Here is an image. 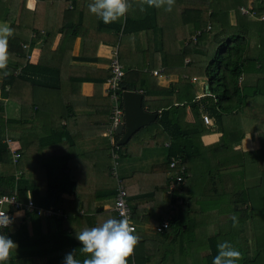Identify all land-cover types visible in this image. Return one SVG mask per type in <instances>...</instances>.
Returning a JSON list of instances; mask_svg holds the SVG:
<instances>
[{
  "label": "trees",
  "instance_id": "1",
  "mask_svg": "<svg viewBox=\"0 0 264 264\" xmlns=\"http://www.w3.org/2000/svg\"><path fill=\"white\" fill-rule=\"evenodd\" d=\"M221 1L223 2H220L218 6L217 4L213 5L214 0H175L172 11L168 12L163 8L148 9L146 5L144 6L145 10L141 11L139 0H137V3L129 8L125 17L106 25L99 18L96 20L91 18L92 20H87L85 24H83V18L78 21L71 20V17L80 9L82 12L79 14L86 11L90 15L88 5L92 0H35L33 10L26 7L27 0H0V21L7 23L14 30L12 37L19 40V44L8 42L7 70L11 74L4 76L3 72H0L1 99L11 100L21 106L19 119L5 120L4 102L0 99V195L15 193L22 203H25L30 196L35 206L42 209L52 207L54 211H61L62 215L67 216L66 219L58 218L55 214L51 217H43L36 213H28L24 210L18 212L6 207L8 212H16V214H14L10 226L0 231V234L8 236L18 246L13 250V252H18V255L11 257L8 261L12 262L7 261V264H17L13 260L26 257L47 259V264H63L65 255L73 250H76V258L81 261V264L85 259L79 253L81 245L76 239L77 233L73 228V223L79 218L78 211L81 208L76 201L81 202L78 197L82 189L93 188L91 183L93 176L83 177L81 175L87 165L81 171L74 165L73 156H76L77 159H83L84 156L78 153L74 154V152H78L76 150L77 140L68 133L67 126L63 127L62 132L55 134L54 130L57 127H54L49 117H47L48 122L46 123L48 137L57 136L59 142L65 138V142H62V149L65 151L55 152L51 156L53 162L46 161L45 148H38L42 142L37 139V133L44 123L39 124L37 120H40L41 115L43 117L44 112L48 116L55 115L54 117L61 114V110L56 111L54 108L56 99L51 97L58 88L72 85L76 92L82 83L90 81L97 90V87L110 77V69L105 71L83 67L70 68V64L75 61L83 63L94 61L99 43L117 45L119 62L123 68H127L117 92L120 101L125 90L135 88L141 91L145 97L144 107L149 108L153 103L169 106L158 113L156 120V124L169 139V148L162 149L165 160L148 173L141 175L144 180L141 183H153L155 191L152 195L162 194L165 196L164 199L167 196L174 204L175 209L178 208L180 202L188 203L190 201L187 194V190H189L187 178L194 175V163L198 157L193 154L194 149H190V146H193V142L190 141V132L182 130L178 119L184 109L180 105L190 102L193 97L192 95L188 98L185 97L188 92H192V84L189 79L193 77L206 79L208 90L215 100L209 97L210 105H206L205 99H202L201 102L206 108L207 106H216L220 109L218 113L213 110L215 116L222 113L239 114L240 108H230L223 100L230 101L235 97L238 99V107H241L249 99L255 98L259 94L264 96L263 85L258 82L250 90L245 87L243 81L239 85L242 75L247 73L246 64L250 62L253 66L257 65L256 59L247 57L249 43L245 32L248 29L249 21L247 17L237 11V7L239 5L246 6L248 0ZM52 3L54 4L52 5ZM257 4V2L254 3L255 10L258 13L264 12V4L260 6ZM69 7L72 10H69ZM231 10L236 13L235 26H230L229 23L228 12ZM123 19L125 20L123 21ZM209 24L212 26V30L203 31ZM196 30H200L201 35L194 43L190 40V36ZM82 34L89 38L95 36L98 38L82 43L80 53L74 55V41ZM140 34L144 36L146 49L141 51L142 53L135 60L129 55L130 43ZM222 34L227 36L224 40L219 39ZM183 41L188 43L181 47L179 42ZM36 47L40 49L38 60L36 63H31L28 57ZM136 51L138 52V50ZM185 59H189V61L185 63ZM159 67L163 68L162 74L177 75L178 81L168 88L158 86L157 77L152 76L150 72L156 71ZM18 68H20V72L15 74ZM256 71L264 73L263 63ZM44 92H47L50 97L47 96L46 99L42 95ZM106 100L109 101L108 97ZM109 104L110 106H106L105 109L107 117L110 116L111 110V103ZM197 105L198 103L191 104L190 107L194 111ZM207 109L209 110V108ZM108 124L109 121L105 125ZM6 129L14 131L19 129L20 132L17 137L12 136L20 143V149L17 151L19 158L16 162L13 161L12 153L4 140ZM104 140L106 139L102 137V141ZM117 141V136H115L112 152L116 154V157H111L110 147L107 149L109 144L106 143L103 149L108 150V157L104 163H100V166L93 168L95 173L98 171L100 173L102 170L105 174L107 173L109 197L113 196L114 198L116 180L110 171L112 160L116 163L117 159L120 162L127 157L126 146L116 149ZM229 143L230 140L227 145L223 144L222 146L225 145L224 148L227 149L226 146ZM35 147L41 149V154L31 152ZM172 159H180L185 165V171L182 174V182L169 192L170 181L174 177V173L179 172V169L169 167ZM67 170L68 172H66ZM88 172L90 173V169ZM99 173L97 174L99 175ZM119 173L122 178L121 184L127 193L130 220L136 229L134 235L139 236L138 232H142L144 224L149 223L146 216L145 218L139 216L141 214L137 203L133 201V197L139 195L135 192L131 193V190L136 191L140 185H129L121 170ZM159 178L161 187L157 184ZM54 190L56 198L54 205H51V196ZM167 193H169V197ZM241 194L245 193L240 192L234 201L229 203L231 207H234ZM67 197L68 199H66ZM72 207H76L77 210H72ZM153 209L158 210L159 207L153 206ZM193 211L191 208L188 218ZM114 214L111 217L118 219L115 212ZM162 217L157 219L155 224L160 223ZM165 221L170 225L169 230L157 232L154 227L153 231L155 232L146 234L147 239L139 238L136 246H140L143 241L159 242L156 239H150L154 238V235L161 238L163 234H167V236L171 233L179 234L182 232L183 224H188V220L180 221L175 213L172 214L170 220ZM219 235L222 237L229 233ZM254 239L260 249L256 252L259 253L262 251L261 245L264 240ZM208 242H210V249L206 263L212 264V259L217 254V238L213 237ZM135 258V253L130 258H126L127 264H132L133 259L137 260ZM257 258L253 257L252 259ZM147 263L156 264L153 259Z\"/></svg>",
  "mask_w": 264,
  "mask_h": 264
},
{
  "label": "crops",
  "instance_id": "2",
  "mask_svg": "<svg viewBox=\"0 0 264 264\" xmlns=\"http://www.w3.org/2000/svg\"><path fill=\"white\" fill-rule=\"evenodd\" d=\"M204 1V0H201ZM223 2L221 0H214L213 5L217 4L219 6V3ZM257 2L258 6L264 4V0H248L247 5H239L237 7V11L239 12V7H247L252 5L254 8V3ZM54 3H52L53 5ZM217 6V7H218ZM26 7L29 10H33L35 8V0H27ZM140 8V7H139ZM255 9V8H254ZM69 10H72L71 7H69ZM257 12V10H255ZM82 12V9L78 11V13H75L72 17V21H78L83 18V24L87 22V20H96L98 19L93 14H88V12H84L83 14H79ZM240 13V12H239ZM258 13V12H257ZM241 14V13H240ZM242 15V14H241ZM83 16V17H82ZM229 16V23L230 26L236 25V13L234 10H231L228 12ZM243 16V15H242ZM246 17V16H245ZM92 18V19H91ZM249 24L248 29L245 32L246 38L248 40L249 46L247 47V57L256 59V66H253L249 62L248 66V73L245 75H242L239 85L243 81L245 83V87L247 89H252V87L258 82V84L263 85L264 88V73H257L256 69L259 68V66L263 63L264 68V22L259 23L257 21H254L252 19H249L247 17ZM125 19H123L124 21ZM99 23V22H98ZM100 24V23H99ZM210 25V24H209ZM208 26V25H207ZM211 26V25H210ZM205 30V28H204ZM212 30V26H211ZM210 30V31H211ZM197 31V30H196ZM194 31L191 37L196 32ZM217 31V30H216ZM213 29V33H214ZM224 34L220 35L219 39L224 40L225 39ZM98 37H91L81 35L78 36L74 41L73 46V53L74 55H78L81 51V45L84 42H90L91 39L96 40ZM8 42L11 44H19V40L15 37H9ZM181 47L187 45V41L179 42ZM117 45H105L102 43L98 44V47L96 49V55L95 60L89 63H83V62H72L70 64L71 67H83V68H92V69H102L105 71H108L110 69V63H111V56L112 52L115 50ZM130 54L135 60L136 57L140 56L142 53L141 51L145 50V39L142 34L135 37V40H132L130 43ZM140 51V53H138ZM40 49L39 47L34 48L32 51L30 57L28 59L31 63H36L38 60ZM186 60L185 59V63ZM123 67V66H122ZM162 67H159L156 69L158 72V75L155 76L158 79V86L163 88H168L170 85L175 84L178 81V76L175 74H162ZM127 71V68H123V72ZM20 72V68L17 69L15 72ZM151 74V73H150ZM153 76V75H152ZM195 82H191L192 84V92L187 93L185 95L186 98L189 96H193L190 102H185L184 105H180V107H184L183 113H180L178 116V119L180 120L182 124V130H188L190 132V141L193 142V146H190V149H194L193 154L198 155L199 157L196 158V162L194 163L195 170H199V163H202V165L206 167L213 166V156H210L209 154H218L217 153V146L220 144H228V140H230V143L225 149V145L222 146L219 150L220 154L223 155V157L218 158V166L219 169L228 166H232L233 163L230 162V154L232 152H237L239 149L244 154H247L245 149H252L250 144L252 143L254 146V142L257 143V141H253V137L250 136L247 131H238L235 128V125L228 124L226 125L224 131H223V124H222V117L225 119H231L233 116L229 114H220L219 116L213 115V110L217 111V113L220 111L216 106H210L209 110L202 105L201 102L202 99H205L206 105H210L209 97L213 100H215L214 96L211 95V92L208 90V85L206 83V79H202V81L197 78ZM109 79V78H108ZM107 79V80H108ZM106 80V81H107ZM106 81L101 84L99 87H94L93 83L90 81H85L80 85V88L78 91L73 90L72 85H68V87H62L58 88L54 91L52 94V98L56 99V102L54 104V108L56 111L61 110V114L57 115H46V112H44L43 117L41 115L40 120L38 123H44L41 127V130L37 133V139L42 142V144L38 147H43L44 149V156L46 161L53 162L51 159L50 153L56 152L60 153L62 151H65L63 148V143L65 142V138H62V142H59V139L57 136H50L48 137V126L45 125V121H47V117L51 118L50 121H52L54 127H57L55 129V134H58L59 132H62L63 127L66 125L68 129V133L77 140V146L76 150L78 152H74V154L77 155H83V159H77L76 156L72 157V160H74V165L78 167V170L81 171L87 165L86 169H83L81 175L83 177H89L93 176V180H91V183L93 184V188L91 187L89 189H82L81 194L79 195L80 201H76L79 205V211H78V219L73 223V228L75 229V232H81L82 230L86 228H92L100 225L105 220L112 218L111 216L114 214V203L116 199L113 196L109 197L110 191L107 189V186L109 184V180L107 178V173L102 170L99 175L94 172L93 168L100 166L101 162H105L106 157H108V150L110 147V155L112 157V149L113 148V142L110 140L107 134V130L110 127L111 124V116H112V102L109 99V97L105 93V83ZM70 91L68 93H65V91ZM135 90L137 92L142 93L139 90H136L135 88H132L130 90L125 91H132ZM42 95L45 96L47 99V92H44ZM259 96H261L259 94ZM263 96V95H262ZM50 97V96H49ZM60 97V98H59ZM108 97L109 101L106 100ZM258 97V96H257ZM264 97V96H263ZM145 98V97H144ZM256 98V97H255ZM0 99H1V92H0ZM45 99V100H46ZM254 99V98H252ZM251 99V100H252ZM4 102L5 107V120L6 119H19L20 117V109L21 106L11 100L1 99ZM250 100V99H249ZM248 100V101H249ZM111 103V110H110V116H106V106H110ZM198 103L197 107L193 111L190 107L191 104ZM121 106L123 107V100L120 101ZM53 106V104H52ZM144 107V106H143ZM169 108V106H165V104H155L153 103L152 106L147 108L146 106L144 109L149 113H156L158 118V113L162 109ZM184 114V115H183ZM183 115V116H182ZM204 115L209 116L211 125H205L202 121V117ZM38 116V115H36ZM54 117V118H53ZM157 118L151 122L148 125H145L143 128H141L138 132L133 134L131 138L123 145H118V141L122 138V135H116L117 136V142H116V149L119 147L126 146L127 148V157L119 162V159H117L116 163L113 162L112 158V164H111V175L116 180L115 187V194L118 187V181L117 178L112 174L113 169L116 170L118 178L121 180V176L119 173V170H121V173L123 176L126 177L128 184L131 186H138L135 190H131V193H137L139 196L133 197V201L137 203V208L139 209V215L142 218L147 217V221H149L148 224H144V227L141 233L138 237L144 240V238L147 239L146 234H149L150 232L153 234L155 231L154 227L160 225L164 221V217H162L163 213L161 212V209H164L166 206L167 196L164 199L165 196L161 195H152V193L155 191V186L153 183H147L142 184L144 180L141 178V175L147 173L146 171H143L145 169L151 170L153 167H156L163 163L165 160V155L162 149L169 148V139L165 135V133L162 132L160 127L156 124ZM49 121V122H50ZM109 121V126L105 125ZM238 131L239 133L235 135L234 133ZM58 132V133H57ZM20 134L19 129L16 131L11 129H6L4 132V140L5 142L11 141L15 144V147L20 149V143L16 138H12V136L17 137ZM42 135V136H40ZM233 135V136H232ZM70 136V137H71ZM102 137L106 140L102 141ZM252 138V139H250ZM240 139V142H239ZM250 141L249 145L246 146L245 141ZM106 143L109 144L107 149H103V146H106ZM232 143V145H231ZM234 143V146H233ZM232 146V147H231ZM34 149L31 150V152L39 153L41 154V149ZM260 148V145H259ZM148 149H154L153 153L147 154L149 155V158H145V154L142 153L144 150ZM214 149V150H213ZM202 150V151H201ZM157 152V153H156ZM205 152H208V156L205 159V156L207 155ZM255 154L254 152H257V150H250L248 153ZM205 153V155H204ZM250 154V156H251ZM256 156V154H255ZM144 157V158H143ZM248 159V158H247ZM246 158L242 161V167L244 169H247L246 166L248 163H252L253 165L256 162V158L252 159L251 161H248ZM228 160V161H227ZM213 161V162H212ZM222 161V162H221ZM227 161V162H226ZM188 166V165H187ZM31 169V168H29ZM90 169V173L88 170ZM248 170V169H247ZM251 170V167H250ZM249 171V170H248ZM68 172V170L66 171ZM88 172V173H87ZM209 172V171H207ZM206 172V173H207ZM250 172V171H249ZM244 174V172H243ZM168 175V174H167ZM204 175V174H203ZM189 177V176H187ZM97 179V180H96ZM188 179V178H187ZM214 179V178H213ZM157 184L161 187L159 181L160 178L157 179ZM213 181L212 186L210 188V191L205 190V194H202V197H199L198 201L202 202V204H194V211L192 212V215L189 216L188 224H183V227L181 228L182 232L179 234L171 233L167 236V234H163L161 238L154 235V238L150 239H156L159 242H145L140 246H136L135 248V255L137 260L133 259L132 264H146L149 262L150 259H153L158 264H165V258L167 257V253L170 252L169 259H172L174 253L177 251V247H175L174 250L169 249V244L172 243L174 246H177L176 241H178V252L180 250H185V245L182 242V239H180L182 236L185 235V233L190 230H194L195 232H199L200 240L202 243H207L208 246H210V242H208L212 236L206 237L208 234L214 233L215 235H218L217 242L219 244L218 238L221 239V236L219 234H225L230 232L229 230L222 231L219 230L220 228V216L216 215V212L220 209L223 210H229L232 209L229 205V203H232L234 201V198H236L240 192L244 193L243 191L238 190V188L234 187L231 183L232 181L225 182L224 185L219 189L216 184H219L221 186L220 178L217 176ZM250 183L251 180L243 181L242 183ZM262 180H260V183ZM221 183V184H220ZM258 184V182H256ZM188 185V184H187ZM239 185V184H238ZM91 189V190H90ZM55 191V190H54ZM56 192V191H55ZM53 193V192H52ZM191 193L193 192L190 190H187V194L189 195V202L188 203H182L180 202V205L176 210H178V219L180 221H185L187 219V214L190 212V205L193 203L194 197L192 198ZM150 196H147L149 195ZM169 197V193H167ZM225 197V198H224ZM32 200L30 196H28ZM52 198V196H51ZM56 198V196H55ZM166 200V201H165ZM222 200H226L227 203L221 204L222 207H220V203ZM33 201V200H32ZM249 201V200H248ZM55 203V202H54ZM153 206L159 207L158 210H154ZM52 209V207L50 208ZM72 210H77L76 207H72ZM37 214V213H36ZM38 215V214H37ZM42 216V215H39ZM44 217V216H43ZM51 217V216H50ZM66 215L63 214V216H60V218L66 219ZM162 217L160 223H156V220ZM59 218V217H58ZM201 218V219H199ZM218 218V219H217ZM170 226V225H169ZM166 229L169 230L170 228ZM145 231V232H144ZM163 232V231H162ZM218 232V233H216ZM225 232V233H222ZM168 233V232H167ZM178 233V232H176ZM142 234V235H141ZM225 241V240H224ZM222 241V242H224ZM209 254V252H208ZM205 257V261L207 259V256ZM18 255V252H13L11 257H16ZM17 264H47V259L43 258H23V259H15L13 260ZM10 262V261H8ZM12 262V261H11ZM10 262V263H11ZM148 264V263H147Z\"/></svg>",
  "mask_w": 264,
  "mask_h": 264
},
{
  "label": "rangeland",
  "instance_id": "3",
  "mask_svg": "<svg viewBox=\"0 0 264 264\" xmlns=\"http://www.w3.org/2000/svg\"><path fill=\"white\" fill-rule=\"evenodd\" d=\"M0 24L4 23L0 21ZM248 66L249 63L246 64L247 73ZM153 72L154 71L150 72L151 75H153ZM199 79L202 81V78ZM223 101L229 105L230 108H240L239 114L232 115L233 117L231 119H225L222 117L223 131L227 123L231 125L233 124L238 131H247L250 136H255L253 137V141L255 140L257 143L254 142V146L252 143L250 144L252 149H245L247 154H244L241 149H239L237 152H232L230 154V162H232L233 165L228 166V168L223 167L222 169H219L218 166V158L223 157V155L220 154L218 150L222 147V144L217 146L218 154L215 153L211 155L208 152H205L207 154L205 159L209 154L210 156H213L214 163L213 166L210 167H206L202 165V163H199V170L196 171L192 177L187 179V184L189 185L190 190L193 192L191 196L192 198L194 197V200L192 201L193 203L190 205V207L194 209V204H202V202L196 199L202 197V194L206 193L205 190L210 191L212 183L215 181L214 179L217 176L220 178V182L222 183H220L221 186L216 184L219 189L224 185L225 182L232 181L231 183L233 186L235 188L237 187L238 190L243 191L245 194H241V197L237 198V202L232 209L223 211L220 209L216 212V215L220 216V219L217 218L220 220L219 222H221L219 230L230 231L228 232L229 235L222 236L221 239L218 238V241L220 240L219 244L224 240L228 241L241 252L242 259L239 260L237 264H264V243L261 245L262 251L258 253L256 251L260 249L258 248L256 240L254 239L257 238V240H264V97L261 95L252 100L250 99L245 105L243 104L241 107H238V99L235 97L230 99V101ZM229 115H231V113ZM47 122L48 121H45V125H47ZM179 125L182 127L181 122ZM238 131H236L234 134L237 135L239 133ZM249 142L250 141L247 140L245 141L246 146L249 145ZM250 150H257V152H254L256 156L253 154V152L252 154L248 153ZM144 151V154L146 155L144 157L147 159L149 158V155L147 154L153 153L154 149H148ZM54 153L55 152L50 153V155H53ZM196 157L199 156L196 155ZM244 158H248V161L256 158L254 165L252 163H248L246 166L250 172L242 167V161ZM143 171L148 173L150 170L145 169ZM242 180H251V182L242 183ZM260 180H262L261 183ZM256 182H258V184H256ZM66 199H68V197ZM224 203H227L226 200H222L219 206L222 207L221 204ZM161 212L164 216V219L162 220L165 221L168 219L170 220L172 214H177L178 210L175 209V206L171 200L167 198L166 206L164 209H161ZM188 215L189 213L187 216ZM233 215H235L238 219V224L236 227H233ZM187 220H189V218L186 219V221ZM199 234V232L188 229L185 235L180 238L185 245V250L181 252L180 250L178 252L179 239L176 241L177 246H174L172 243H170L169 249L174 250L175 247H177V251L172 257H170L172 259L169 260L166 259L169 258L170 252L167 253L165 264H207L205 257L208 254L210 248L207 243L201 242L200 236L204 235ZM210 236L214 238L218 237V235H215L214 233L206 235V237ZM253 257L258 258L252 259ZM156 264L158 263L156 262Z\"/></svg>",
  "mask_w": 264,
  "mask_h": 264
},
{
  "label": "clouds",
  "instance_id": "4",
  "mask_svg": "<svg viewBox=\"0 0 264 264\" xmlns=\"http://www.w3.org/2000/svg\"><path fill=\"white\" fill-rule=\"evenodd\" d=\"M137 0H92L88 5L90 14L101 19L104 24L114 23L125 17L129 8ZM140 10L160 9L172 11L175 0H139ZM14 30L7 24H0V72L4 76L11 73L7 70L8 64V38ZM233 227L238 224L235 215L232 217ZM10 220L0 219V229L8 227ZM136 229L127 217L116 219L109 218L96 227L86 228L76 234L80 243V255L84 256L82 264H127L139 242V237L134 235ZM18 246L4 234H0V264H7L13 250ZM76 250L65 255L63 264H81L76 258ZM242 259V254L231 243L224 241L217 245V254L212 259V264H237Z\"/></svg>",
  "mask_w": 264,
  "mask_h": 264
},
{
  "label": "built area",
  "instance_id": "5",
  "mask_svg": "<svg viewBox=\"0 0 264 264\" xmlns=\"http://www.w3.org/2000/svg\"><path fill=\"white\" fill-rule=\"evenodd\" d=\"M238 10L243 16H246L249 19H252L257 22H264V12L257 13L255 9L252 7V5L247 6V7H239ZM210 30H211V26L208 25L206 29L203 31L209 32ZM200 35H201V31L197 30L194 33V35L191 37V41L195 43L197 38ZM23 47H26V46H23ZM188 61L189 60H186V63ZM110 70H111V75L105 83V93L111 100L113 107H112L111 124L107 130V134L110 140L114 143V137L116 136L117 128L118 126L124 123V111H123V107L120 104V99L117 95V92L120 89L121 79L124 76V72H123V67L121 66L119 62L117 47L112 52ZM153 75L157 76L158 72L154 71ZM195 81H196L195 78L191 79V82H195ZM202 121L205 125H209V126L211 125L210 118L207 115H204L202 117ZM6 143L8 145L10 152L12 153L13 161L16 162L19 158V153L17 152L18 148L15 147V144L11 141H7ZM112 156L116 157V154H113L112 152ZM169 167L171 169H179V172H175L174 177L170 181L169 192H171L175 186L179 185V183L182 182V174L185 171V165L184 163L181 162L180 159H172ZM112 174L117 178V181H118V187L116 190V199L114 203V212L116 213L118 219H121L124 217H127L128 219H130V209L127 203L126 190L121 184V180L118 178L117 172L115 169H113ZM6 207H10L14 211L20 212L21 210H24L25 212H28V213H37L38 215H42L46 217H50L54 214L57 217L63 216L61 211L56 212L53 209H42L40 207L35 206V204L30 198H28L25 203H22L18 200V197L15 193L2 194L0 195V219L8 218L10 220V224L16 212L10 213L6 210ZM168 226H169V223L167 221H164L162 224L156 226L155 230L157 232H162L165 229H167ZM6 228H2L0 229V231H3Z\"/></svg>",
  "mask_w": 264,
  "mask_h": 264
},
{
  "label": "water",
  "instance_id": "6",
  "mask_svg": "<svg viewBox=\"0 0 264 264\" xmlns=\"http://www.w3.org/2000/svg\"><path fill=\"white\" fill-rule=\"evenodd\" d=\"M124 123L118 126L116 135H122L118 145L125 144L133 134L138 132L145 125L153 122L157 115L149 113L143 107L144 96L135 90L124 91L122 94ZM56 192L53 191L51 205H54Z\"/></svg>",
  "mask_w": 264,
  "mask_h": 264
}]
</instances>
